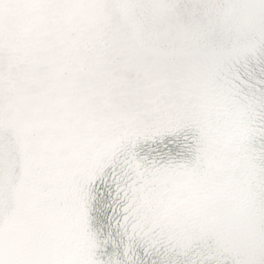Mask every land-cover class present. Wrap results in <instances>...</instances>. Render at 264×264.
I'll return each mask as SVG.
<instances>
[{
	"label": "snow or ice",
	"instance_id": "snow-or-ice-1",
	"mask_svg": "<svg viewBox=\"0 0 264 264\" xmlns=\"http://www.w3.org/2000/svg\"><path fill=\"white\" fill-rule=\"evenodd\" d=\"M0 264H264V0H0Z\"/></svg>",
	"mask_w": 264,
	"mask_h": 264
}]
</instances>
